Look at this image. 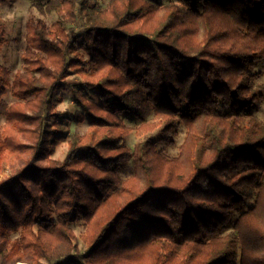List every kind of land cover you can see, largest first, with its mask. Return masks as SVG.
<instances>
[{
  "label": "trees",
  "instance_id": "1",
  "mask_svg": "<svg viewBox=\"0 0 264 264\" xmlns=\"http://www.w3.org/2000/svg\"><path fill=\"white\" fill-rule=\"evenodd\" d=\"M30 1L57 20L28 23L13 82L0 65L17 99L0 128L12 171L0 180V264H264V121L251 113L264 98L253 72L264 0ZM3 35L0 24V50ZM72 73L100 101L76 90L90 128L58 160L56 105ZM122 115L155 135L132 150ZM180 126L179 153L158 148Z\"/></svg>",
  "mask_w": 264,
  "mask_h": 264
},
{
  "label": "rangeland",
  "instance_id": "2",
  "mask_svg": "<svg viewBox=\"0 0 264 264\" xmlns=\"http://www.w3.org/2000/svg\"><path fill=\"white\" fill-rule=\"evenodd\" d=\"M42 4H45L48 0H38ZM154 2L168 3L178 0H153ZM98 5L101 8H107L110 0H97ZM43 18L49 25L53 24L57 20V13H41L37 7H35L30 0H0V24L4 29L3 40L4 44L0 50V65L4 66L8 72L9 79L13 82L14 76L18 71L24 69L23 53L27 46V25L30 21ZM264 71V65L258 64L254 68L256 74V88L259 93L264 94V77L262 75ZM0 73V91L3 87L1 82ZM69 82L63 90V100L56 105L57 111L63 113L59 117L60 123L64 127L62 135L65 137L56 147V151L53 154L54 159L63 160L68 152L69 141L75 135H82L86 133L90 128L91 116L88 115L81 106L78 105L74 99L76 90L81 91L87 95L92 101L99 102L98 92L94 89L88 88L82 84V79L79 75L72 73L69 76ZM6 91L0 94V128L6 123V110L7 108L17 101V99L11 93V87H5ZM251 113L258 119L264 121V98H259L251 108ZM79 115L84 116L83 121H78ZM124 122L132 127V131L127 136V145L133 150L135 145L145 140L148 136L155 135L156 130L146 131L141 134L139 126L142 122L135 119L131 115H122ZM154 120V116L150 115L148 121ZM186 136V129L180 126L178 136L175 138V142L172 145H166L163 143L158 144V148L163 149L169 155H177L181 144L184 142ZM12 163H20L19 158L11 155ZM6 160V159H5ZM2 161L0 166V180L12 173L11 163L9 161ZM18 165V164H17ZM21 165V163H20ZM133 172V162L130 161L125 168L121 171L122 176L127 178ZM254 204L253 199H249L246 209L252 207ZM74 231L78 237L79 248L81 251H85L86 244L81 239V234L85 231L86 226L83 222L72 225ZM16 264H27L24 262H18Z\"/></svg>",
  "mask_w": 264,
  "mask_h": 264
}]
</instances>
